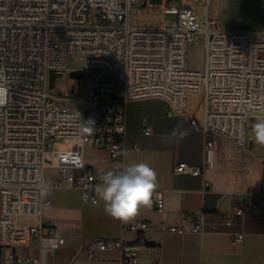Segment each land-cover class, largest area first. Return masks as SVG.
<instances>
[{
  "label": "built area",
  "instance_id": "1",
  "mask_svg": "<svg viewBox=\"0 0 264 264\" xmlns=\"http://www.w3.org/2000/svg\"><path fill=\"white\" fill-rule=\"evenodd\" d=\"M140 1L0 0V86L8 92V103L0 106V264H57L67 242L43 222L51 205L44 196L47 169L59 172L55 186L77 188L93 203L101 175L126 166L131 104L158 100L165 118H182L204 134L205 164L177 162L172 168L174 176L200 178L204 194L212 191L206 171L214 165L215 140L245 149L250 119L264 117V27L224 29L210 16L211 0H201L202 18L192 5L182 4L188 0H147L148 7L177 15V27H131V10ZM199 42L205 60L195 71L188 67V54ZM70 54L79 56L85 73L79 100L56 97L48 88L50 76L66 70ZM74 102L89 108L74 109ZM143 133L150 135L152 128L145 126ZM65 138L77 144L57 150L54 143ZM89 148L106 152L105 169L88 164ZM261 188L264 192V180ZM154 205L163 211L162 192ZM257 211L248 192L219 222L204 213H185L183 219L192 234L205 235ZM151 227L138 219L123 222L124 232L138 235L135 241L96 240L79 255L96 262L99 254L116 252L118 264H140L142 250L152 246L144 235ZM168 231L183 234L181 228ZM243 239L235 235L233 242Z\"/></svg>",
  "mask_w": 264,
  "mask_h": 264
},
{
  "label": "crops",
  "instance_id": "2",
  "mask_svg": "<svg viewBox=\"0 0 264 264\" xmlns=\"http://www.w3.org/2000/svg\"><path fill=\"white\" fill-rule=\"evenodd\" d=\"M210 16L224 29L258 31L264 27V0H211ZM137 107L131 104L128 108L129 149L125 164L148 163L157 173L158 185L151 205L141 208L134 218L152 225L144 234L152 246L142 250L140 264L154 261L160 264H264V192L261 188L264 146L256 143L254 127L257 121L247 125L249 137L246 131L245 149L216 140L214 165L206 171L212 191L204 194L200 178L172 174L177 162L205 164L204 134L194 131L182 118H165L162 104L160 117L150 124H134V117L140 114ZM145 126L152 128L148 136L143 133ZM133 145H138V149H133ZM99 152L101 157L95 160L98 164L92 166L105 169L108 156L105 151ZM58 177L57 170L46 172L44 196L51 205L43 214V222L52 224L67 242L55 257L57 264L87 262L79 252L89 242L121 236L127 241L137 239V234L123 231V222L104 212L103 201L94 204L83 199L77 188L55 186ZM157 192H162V212L155 209ZM248 192H252L258 202L257 213L236 216L232 226H221L219 232L205 235L190 232V226L183 219L185 213H204L209 220L219 222L220 216L228 213ZM170 227L181 228L183 234L169 232ZM239 234L244 239L234 243V236ZM108 253L116 254L117 259L108 260L101 253L96 262L118 264L119 254Z\"/></svg>",
  "mask_w": 264,
  "mask_h": 264
},
{
  "label": "rangeland",
  "instance_id": "3",
  "mask_svg": "<svg viewBox=\"0 0 264 264\" xmlns=\"http://www.w3.org/2000/svg\"><path fill=\"white\" fill-rule=\"evenodd\" d=\"M153 4H161V1H153ZM184 5H192L195 10L200 12L201 18L203 17L205 11H204V4L200 1L194 2L193 0H188L185 3H182ZM160 25H166L168 28H175L178 25V17L174 14H167L163 10H159L158 8H150L147 5V0H141L139 4H137L134 8L131 10L130 14V26L131 27H159ZM204 49H203V42H199L196 44H193L189 49L188 54V67L191 70H201L204 67ZM80 70V61L79 56L77 54H70L67 57V67L66 70H63L60 72V76L62 77V80L60 78L59 83L62 82V86L60 85L59 90L52 93V95L59 97V98H68L70 94V84H71V77L69 71H75ZM56 78V77H55ZM54 78V79H55ZM53 79V80H54ZM52 81V80H51ZM50 85V83H49ZM49 88V86H48ZM50 91V90H49ZM137 107V109L140 111V114L133 119V123L137 125H143L144 123L150 124L154 121L156 117L161 116V102L158 100H147V101H140L133 103ZM74 109L77 110H86L89 108L88 105H84L79 102H74L72 104ZM264 118V117H261ZM142 128V127H141ZM247 129V138L249 137ZM216 141V140H215ZM77 144V140L74 139H62L58 142L54 143V147L59 151H69L74 148V146ZM86 158L89 159V164L96 165L98 162H96V159H99L100 152L96 149L89 148L86 150ZM54 164H57V160H54ZM51 169L48 168L47 172ZM1 251V250H0ZM34 251H26V255L33 254ZM4 256L9 259L10 257V250L6 249V251L3 252ZM102 255V254H101ZM102 256L108 257V260H116L117 256L116 254H110V253H103ZM77 264H101L99 262H80Z\"/></svg>",
  "mask_w": 264,
  "mask_h": 264
},
{
  "label": "clouds",
  "instance_id": "4",
  "mask_svg": "<svg viewBox=\"0 0 264 264\" xmlns=\"http://www.w3.org/2000/svg\"><path fill=\"white\" fill-rule=\"evenodd\" d=\"M7 103V89L0 86V106ZM85 131L90 132L91 128ZM254 134L256 143L264 146V120L257 121ZM100 180L95 188L98 200L94 199L93 203L103 201L104 212L125 223L134 219L141 208L151 205V198L158 186L156 171L145 162L128 164L117 172L106 171Z\"/></svg>",
  "mask_w": 264,
  "mask_h": 264
},
{
  "label": "water",
  "instance_id": "5",
  "mask_svg": "<svg viewBox=\"0 0 264 264\" xmlns=\"http://www.w3.org/2000/svg\"><path fill=\"white\" fill-rule=\"evenodd\" d=\"M84 75L85 73L83 70H75V71L70 72V77H71V84H70V94L71 95L70 96H73V98L76 100H79L83 98L84 96V91H83V88L80 82L81 80L84 79ZM55 77H56V74H52L50 76V83L56 79ZM262 119L264 118H251L250 122H255L258 120H262Z\"/></svg>",
  "mask_w": 264,
  "mask_h": 264
},
{
  "label": "bare ground",
  "instance_id": "6",
  "mask_svg": "<svg viewBox=\"0 0 264 264\" xmlns=\"http://www.w3.org/2000/svg\"><path fill=\"white\" fill-rule=\"evenodd\" d=\"M60 73H57L56 74V79L53 81V82H51L50 83V85H49V90H50V92H52V93H54V92H56V91H58L59 90V81H60V75H59ZM61 80H62V77H61ZM62 84V82L60 83V85ZM62 86V85H61ZM51 93V94H52Z\"/></svg>",
  "mask_w": 264,
  "mask_h": 264
}]
</instances>
